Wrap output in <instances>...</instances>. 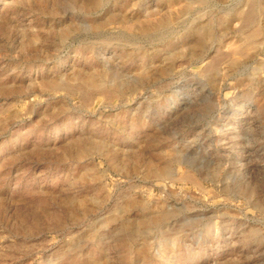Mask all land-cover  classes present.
<instances>
[{"label":"rangeland","instance_id":"obj_1","mask_svg":"<svg viewBox=\"0 0 264 264\" xmlns=\"http://www.w3.org/2000/svg\"><path fill=\"white\" fill-rule=\"evenodd\" d=\"M94 263L264 264V0H0V264Z\"/></svg>","mask_w":264,"mask_h":264},{"label":"bare ground","instance_id":"obj_2","mask_svg":"<svg viewBox=\"0 0 264 264\" xmlns=\"http://www.w3.org/2000/svg\"><path fill=\"white\" fill-rule=\"evenodd\" d=\"M258 29L259 28H257V30ZM80 81H81V84L86 89L92 91L93 93L110 95L112 93H117V91H118L115 86L110 87V88H106L103 79L100 77L99 74H96V73H92V74L88 75L87 77L82 78ZM94 146L98 147L99 145L95 144ZM155 175L158 178L168 177L170 175V172H169V168H168L167 164H166V166L161 167L160 169H158L156 171ZM94 264H98V263H94Z\"/></svg>","mask_w":264,"mask_h":264}]
</instances>
